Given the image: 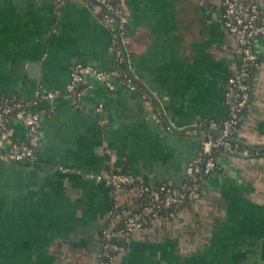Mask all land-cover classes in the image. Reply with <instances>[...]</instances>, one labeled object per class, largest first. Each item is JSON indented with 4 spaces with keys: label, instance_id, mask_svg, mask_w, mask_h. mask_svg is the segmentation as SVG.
Masks as SVG:
<instances>
[{
    "label": "crops",
    "instance_id": "0c3cea01",
    "mask_svg": "<svg viewBox=\"0 0 264 264\" xmlns=\"http://www.w3.org/2000/svg\"><path fill=\"white\" fill-rule=\"evenodd\" d=\"M119 2L129 17L121 50L98 3L0 0V93L56 91L40 104L37 158L0 151V264H96L109 174L182 181L203 145L196 125L228 114L224 82L237 57L221 0ZM256 46L261 67L239 134L264 145V38ZM120 54L141 85L90 77L76 105L66 91L73 64L114 70ZM12 134L26 139L22 121ZM202 180L200 199L133 232L110 264H264V154L224 155Z\"/></svg>",
    "mask_w": 264,
    "mask_h": 264
},
{
    "label": "built area",
    "instance_id": "2783aa9c",
    "mask_svg": "<svg viewBox=\"0 0 264 264\" xmlns=\"http://www.w3.org/2000/svg\"><path fill=\"white\" fill-rule=\"evenodd\" d=\"M94 1L104 6L106 11L102 17L111 24L115 34L121 36L122 41L129 21L124 9L115 6L110 0ZM221 17L225 29L235 40L237 66L224 82V99L228 108L226 118L208 121V126L218 130L219 135L215 137L210 133L202 139L200 151L186 164L183 181L148 182L135 173L121 170L109 174L107 181L113 189L114 198L109 210V221L100 230L101 250L96 264H110L115 253L124 249V241L131 237L136 228L174 218L182 204L200 199L202 177L212 173L218 166V160L213 156L214 148L224 145L231 151L237 150L238 143L232 144L230 138L239 129L238 124L246 119L245 111H248L255 91L261 67L256 44L264 38V8L257 0H221ZM117 62L118 66L114 70L82 61L74 63L66 85V91L74 97V103L80 104L83 90L91 86L90 77L103 80L113 87L110 77L112 73H117L130 87L136 88V68L129 64L124 54L118 55ZM124 62L126 68H121ZM55 95L56 91L41 88L35 90L32 99L21 96L14 99L18 95L0 93V151L9 159L29 161L37 158L43 112L40 104ZM11 119L24 123L27 130L24 141L18 143L14 140L12 129L7 125ZM168 127L172 128V125ZM198 175L202 177L197 178ZM121 189L128 190L125 198L120 196ZM134 197L138 198V202L127 205L126 202L132 201Z\"/></svg>",
    "mask_w": 264,
    "mask_h": 264
},
{
    "label": "trees",
    "instance_id": "16d2710c",
    "mask_svg": "<svg viewBox=\"0 0 264 264\" xmlns=\"http://www.w3.org/2000/svg\"><path fill=\"white\" fill-rule=\"evenodd\" d=\"M93 4H97V2H95L94 0H87ZM111 3H113L115 6H119V7H122L121 6V3L119 2V0H110ZM100 5V4H99ZM123 8V7H122ZM106 11V9L104 8V6L101 5V14ZM115 33V32H114ZM115 40H116V46L119 50H121L122 48V41L121 39L119 38L118 35L115 34ZM121 68H126V62L122 63ZM135 83L137 84V86H140L141 83L139 82L138 79L135 80ZM3 95L7 94V93H1ZM20 96L18 95L17 97H15L14 99H19ZM25 107H27V105L25 104L24 105ZM42 108V107H41ZM248 111H245V114H247ZM245 120V119H244ZM244 120H242L239 124H238V128L240 129L242 124L244 123ZM16 120L14 119H11L9 122H8V127L9 128H13L14 126V122ZM198 134L199 136L204 139L208 134L212 133L213 136H218L219 134L216 133V132H213V130L208 126V123H203L202 125L198 126ZM238 129V130H239ZM235 131V133L233 134V136L230 138L232 144H235L236 142L238 143V148L236 151H231L229 149H226L224 147V145H220V146H217L216 148H214L213 150V156L215 158H217V160H219V158H221L222 156L224 155H228V154H242V152H244L245 150L248 151V154H252V155H262L264 154V145H254V144H251L248 142V140L246 138H244L243 136H241L239 134V131ZM15 141H17L18 143L21 142V141H24V140H18L17 138H14ZM37 153H38V150H37ZM31 160V159H29ZM33 160V159H32ZM200 178L202 176H197V178ZM185 179V178H184ZM183 179V180H184ZM188 179V178H187ZM182 180V181H183ZM138 202V198L134 197L132 201H128L126 202L127 205H132L134 203ZM183 205V204H182ZM181 205V206H182Z\"/></svg>",
    "mask_w": 264,
    "mask_h": 264
},
{
    "label": "rangeland",
    "instance_id": "374dc122",
    "mask_svg": "<svg viewBox=\"0 0 264 264\" xmlns=\"http://www.w3.org/2000/svg\"><path fill=\"white\" fill-rule=\"evenodd\" d=\"M258 2H260V0H257ZM261 3V2H260ZM122 190L123 189H121V191H120V196H123V194H122ZM161 221H156V222H154L153 224H157V223H160ZM144 227H149V225H147V226H143V227H138V228H136L135 230H134V232L136 231V230H138V229H141V228H144ZM117 254H119L118 252L117 253H115V256H114V259L113 260H115L116 259V256H117ZM112 260V261H113Z\"/></svg>",
    "mask_w": 264,
    "mask_h": 264
},
{
    "label": "water",
    "instance_id": "95a60500",
    "mask_svg": "<svg viewBox=\"0 0 264 264\" xmlns=\"http://www.w3.org/2000/svg\"><path fill=\"white\" fill-rule=\"evenodd\" d=\"M118 36H119V38L121 39V36L118 34ZM196 126H199V125H196ZM187 128V127H186ZM186 128H184V129H186ZM213 132H216V133H220L218 130H213Z\"/></svg>",
    "mask_w": 264,
    "mask_h": 264
}]
</instances>
